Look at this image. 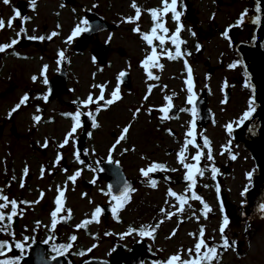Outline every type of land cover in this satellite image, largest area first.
I'll use <instances>...</instances> for the list:
<instances>
[{"label": "rangeland", "instance_id": "obj_1", "mask_svg": "<svg viewBox=\"0 0 264 264\" xmlns=\"http://www.w3.org/2000/svg\"><path fill=\"white\" fill-rule=\"evenodd\" d=\"M186 1L190 9L187 15ZM257 1L178 0L177 10L182 12L179 24L183 25L180 38L185 41L181 45L184 55L176 60L161 55L158 63L163 67L154 68L157 73L153 74L159 79L150 80L142 61L150 53L151 46L142 39L141 33L150 32L154 22L148 10L161 8L162 0H136L142 10L136 23L125 22L126 17L135 16V10L130 6L132 0H68L67 4L61 0H36L33 23L37 28L34 31L31 22L29 29L39 37L45 30L44 24L53 31L57 25V35L48 44L15 45L0 53V190L18 203L20 217L17 223L13 217L10 226V232L17 235L14 238L18 240L23 236L30 241L50 233L51 240L60 238V243L71 244L67 250L78 263L89 256L109 258L115 242L130 247L143 237L148 243L143 264H162V260L166 264L177 253H181L182 259H188V249H194L201 229L210 246L222 244L220 227L223 218L227 216L229 220L232 216V223L223 236L234 244L227 250L219 249L218 264H264V216H250L245 210L248 190L253 186L254 174L259 172L256 159L246 143L240 140L236 145L234 132L227 130L229 124L233 129L240 125L239 121L250 107V100L253 108L255 105L250 74L242 67L238 47L240 42L250 43L254 38L257 23L247 20L246 16L243 23L240 19L245 11L248 16L258 14ZM14 5L16 0H9L7 4L0 0V19L6 25L0 30V42L5 44L12 41L11 37L16 36L18 30L16 23H13L16 31H9L7 27V22L15 14ZM88 11L101 14L117 26L93 33L87 46L78 49L75 45L78 35L72 37V33L78 25L81 28L86 25L83 22ZM164 22L169 29L167 35L171 36L178 23L172 19L171 13L164 17ZM137 25L140 33L133 31ZM107 39L110 40L107 62L100 64L93 58L91 50L108 42ZM154 44L159 54V42L154 41ZM119 48L125 52L120 53ZM164 48L175 53V46L170 41ZM60 49L66 51L64 54L69 58L73 91L45 100L42 92L45 80L57 69ZM233 64L236 67H232ZM188 67L193 81L191 92L187 85ZM125 70L130 74L127 84L119 80ZM99 85H106L105 100L111 98V92L117 86L121 98L107 106L102 105L103 101L84 106L82 102L89 95L98 99L101 89L94 86ZM150 85H155L151 94L148 92ZM228 88L229 99L226 98ZM203 90L213 114L212 120L204 125L197 124V114L192 116L194 102H188L190 95L201 96ZM26 94L29 97L27 103L9 116L11 109ZM169 96L177 109L168 114L170 118L162 120L164 114L159 109L167 105L165 98ZM80 110L96 112L98 125L91 130L85 152L79 155L83 164L77 161L75 150V140L82 131V124L69 138L68 144L60 147L75 124L74 119L63 113L75 114ZM36 115L41 117L39 123L33 119ZM193 120L196 144L204 152L199 164L205 169L204 175H197L195 187L202 202L189 199L181 213L178 201L168 192L171 189L178 195H191L187 189L189 182L184 180L186 169L179 163L178 153L185 140L190 138L186 134L191 130ZM255 121L256 118L250 122L252 128L258 126ZM128 125L131 127L126 138L117 144L122 130ZM12 126L16 131H12ZM246 136L251 137L250 134ZM204 138L209 141L208 146L204 145ZM43 142H48L47 147L42 145ZM209 150L212 160L207 159ZM196 151L195 146H188L186 163H195L192 157ZM58 155L61 159L57 162ZM233 155L235 159H232ZM109 156L112 161L123 165L127 174L137 181L130 200L119 214L122 221L101 211L96 222L92 220L95 209L112 195L107 194L106 180L97 178L93 171L100 160ZM153 162L167 166L165 172L158 174L156 187L149 185L141 173V169H147ZM25 167L27 175H24ZM212 167L218 169L215 179ZM78 170L80 176L75 182L70 181L68 177ZM61 189L64 190V210L57 215L53 228L51 213L57 207L55 199ZM36 201L39 202L34 203ZM204 203L211 208L206 217ZM69 209L71 218L64 223L61 217H66ZM173 212L176 215L167 218ZM85 220L92 222L87 227L78 228L77 225ZM146 226L155 228L152 236L140 235L138 229ZM130 229L135 231L128 234ZM9 235L8 232L0 233V240H6ZM72 236H76L75 241L70 240ZM82 251L85 255H79Z\"/></svg>", "mask_w": 264, "mask_h": 264}, {"label": "snow or ice", "instance_id": "obj_2", "mask_svg": "<svg viewBox=\"0 0 264 264\" xmlns=\"http://www.w3.org/2000/svg\"><path fill=\"white\" fill-rule=\"evenodd\" d=\"M3 2L7 4L9 2V0H3ZM35 2H36V0H32L33 5H35ZM177 4H178V0H162V7L161 8L148 10V12L151 16V19L154 22L153 27L150 29L149 33H141V37L144 41H146L147 45L151 46L150 53L142 61V67L146 70L147 77L150 80H158L159 79L158 76L153 75V72L151 71V69L156 68V67H159L162 69L163 66L158 63V60H159L161 55H167V57L171 60H176V59H178L184 55V53L181 50V45L183 43H185V41H183L180 38V33L183 29V25L179 24L182 12L177 10ZM130 6L135 10V16L126 17L125 22L136 23L141 18L142 10L137 5L136 0H132V3ZM257 11L258 12L260 11L259 6L257 7ZM168 13H171L172 19L178 23V26L176 27L175 32L171 36L167 35L169 33V29L165 26V22H164V17ZM246 15H247V11H245V13H243L241 15L240 23H243V17ZM19 16H20V13L16 12L15 15L12 18H10L9 21L7 22V27H12L14 20ZM259 21H260L259 16L252 18V23H254V24L258 23ZM83 23L87 24V21H84ZM5 26H6L5 21L3 19H0V30H2ZM87 30H88V28H81L78 25L76 27V29L73 31L72 37L77 36L82 31H87ZM133 31L140 33L141 29L137 25L133 29ZM192 34L195 35V33H192ZM55 35H57V33H55V32L52 33V36H55ZM224 35L227 37V32H225ZM72 37H69V40H71ZM50 38L51 37H49V39ZM30 39H41V40H43L44 37H38V38L37 37H30ZM154 41L159 42V46L161 48V52L159 54L157 52V46L154 44ZM168 41H170L171 44L175 46V53L174 54L172 51L164 48V45ZM16 43H17V40L13 39L8 44L0 45V53L5 52L7 49L11 48ZM59 55L61 58H63L64 53L60 52ZM185 63L187 64L186 61H185ZM232 67H236V65L233 64ZM45 69H46V66H45ZM187 71L189 73L187 85H188L189 92H191L192 87H193L191 68L188 67ZM124 75H125V73H123V72L120 74L121 77H123ZM33 79L35 80L36 78L34 77ZM45 83H47V80H45ZM246 86H248V85L246 84ZM94 87H99L101 89L100 96L98 97V99H94L92 95H89L87 100L82 102V104L84 106L91 105L94 103L99 104L100 101H104V105L107 106V105H111V104L115 103L116 101H118L121 98L120 94H119L120 93L119 86H117L111 92V98L107 99V100H105V97H104V89L106 88V85H99V86H94ZM153 87H155V85L149 86V89H148L149 94H151ZM28 99H29V97L27 96V94L24 97H22V99L20 100V103H18L17 105H15L11 109V111L9 112V116H11L12 113L16 112L21 107V105L26 104ZM44 99L47 100V96H45ZM145 99H147V96H145ZM165 99L168 101L167 105L163 106L159 109L164 114L161 117L162 120L170 118L168 114L170 113V111L173 107V105L171 104L172 98L169 96V97H166ZM188 102L190 104H192L194 102V96L193 95H190L188 97ZM252 103L253 102L250 100L249 101L250 107L247 111L244 112L241 120L239 121L240 124H243L244 121L248 120L251 117V115L254 111V108L251 106ZM99 110L100 109L97 108V111H99ZM137 111H139V110H137ZM149 111H151V110H149ZM81 115H82V113L80 111H77L74 114L73 119L75 121V124H74L73 128L71 129V131L67 134V137L65 138L63 143L60 145V147H64L65 145H67L69 142V138H71L72 134L76 131V129L81 126ZM87 115L92 118L93 127H97L98 125L95 123V115L92 112H88ZM192 116L193 117L196 116L195 108L192 109ZM33 119L36 123H39L41 120V117L39 115H36L33 117ZM195 126H196L195 121L193 120L191 130H189L186 134V136L190 137V138L185 140L184 147L178 153L179 163L184 167V169H186L185 179H186V181L189 182L187 185V189H188V191H190L191 195H190V197L188 195H178L175 191H172L171 189L168 192L169 196L176 198V200L178 201V204H179L178 211L181 213L184 211L185 205L188 204L189 199L202 202V197L197 195V193L195 192V187H196V183H197V180H196L197 175H199V176L204 175L205 169H203L199 166L200 161L204 155V152H203V149H201L200 145L196 144V140H195L196 134L194 131ZM130 127H131V125H128L122 130V134L118 138L117 144H119L120 141H122L126 138V135L129 131ZM227 130L229 133H231L233 131L231 124H229L227 126ZM189 145H193L197 149L195 155L192 157V160L195 161V163H186L185 162L187 160V156L185 155V153L187 152ZM204 145L205 146L209 145V141L207 140V138H204ZM44 147H47L46 143H45ZM114 148H115V146H113V150H114ZM125 151H127V150H125ZM235 158L236 157L233 155L232 159H235ZM59 159H61V157L58 155L57 162L59 161ZM76 159L79 163H81V164L84 163V161L79 159V152L76 153ZM207 159H209V160L213 159L210 150H209ZM109 161L111 162V156H109ZM166 168H167V166L164 164H159V163L153 162L147 169H141V173L144 177L148 178V177H150L151 173L156 172L158 170H166ZM175 170L176 169H172L171 171H175ZM27 172H28V169H27V167H25L24 175H27ZM217 172H218V169H216L215 167H212L211 173H212L213 179H215ZM42 174H43V170H42ZM80 174H81V172L78 170L74 175L68 177V179L72 182H75L77 177L80 176ZM150 185L152 187H156V181L150 180ZM21 186H23V185H21ZM112 191H113V186L109 185L107 194H111ZM130 191H133V189H131L127 185V183H125L124 186L121 188L119 195H112V200L115 201V204L112 208L113 214L118 213V211L121 210L124 207V205L128 202V200L130 199V195H129ZM217 191H219L218 188H217ZM245 191H247V189H245ZM41 198H43V193L41 194ZM38 202L39 201H36L34 203H38ZM23 203H28V202H23ZM55 204L57 207L51 213V216L53 217V221H52V227L53 228H55L56 223H57V219H56L57 215L64 210L63 209V204H64V190L63 189L59 190V194L55 199ZM9 208H10V211L6 212L5 210L9 209ZM17 210H18L17 201L15 199L10 200L6 195L3 194L2 190H0V233L8 232L10 235H12L14 237V233L10 232V226H11V223L13 221V217H15L18 214ZM210 211H211V208L206 203H204L203 204V214L205 215V217L207 216L208 212H210ZM260 211L262 213H264V205L260 206ZM100 213H101V209L99 207H97L95 209V213L93 214L92 220H96V222H98V217H99ZM172 215H176V213L175 212L169 213L167 215V218L170 219ZM70 218H71V210L69 209V210H67V216L65 217V219H70ZM91 222H92L91 220H85L84 222H82L81 225H77V227L78 228L87 227V225ZM162 222L163 221H161V223ZM228 224H229V220H228L227 216H224L223 221H222V225L220 227V232L222 234V244L210 246L204 240L203 229H201L199 239H198L197 243L194 245V249H188L189 258L188 259H182L181 253H177V254H174L173 256H171L169 258V260L166 262V264H212V262L214 260L217 261V264H218L219 256L221 255V253L219 252V249L223 248L224 250H227L229 247L233 246V244H234V242L230 243L226 236H223V233L225 232V229L227 228ZM158 226L159 225H157V227ZM132 231H135V230L130 229L128 234H130ZM154 232H155V228H152L151 226H146V228H142L140 230V235L141 236H145V235L152 236ZM174 234L175 233H173V235ZM25 239H27V238H25ZM70 240L75 241L76 236H72L70 238ZM12 247H13V245L11 243H9V241L0 240V257H4L3 259H0V264H18L19 258H8L7 257V253L12 251ZM15 247L17 249H22L23 245L21 243L17 242L15 244ZM61 248H63V249L71 248V244L62 245ZM88 251L90 252L91 249H88ZM79 255H85V252L82 251L79 253ZM162 264H164V262H162Z\"/></svg>", "mask_w": 264, "mask_h": 264}, {"label": "water", "instance_id": "obj_3", "mask_svg": "<svg viewBox=\"0 0 264 264\" xmlns=\"http://www.w3.org/2000/svg\"><path fill=\"white\" fill-rule=\"evenodd\" d=\"M68 1V0H65ZM186 10L185 14H189L190 9L188 2H185ZM18 6H22L21 1L18 2ZM259 6L260 11L258 14L252 16L246 15V19L252 21V18L259 16L260 21L258 22L257 28L253 40L249 43H239V59L246 67L250 74L252 97L256 102V106L251 117L244 121L234 129L235 144L237 145L240 140L246 143V146L251 150L253 157L256 159L257 169L259 172L254 174L253 186L248 190V204L245 207L247 215L255 216L256 214L264 213L260 211V206L264 205V0H258L257 7ZM87 31H82L77 40V47L84 49L93 33H97L103 29H112L116 27V23H112L105 19L101 14L95 11L87 12ZM230 31L231 29L228 28ZM109 48V41L101 43L99 47L93 50V55L102 64L107 62V53ZM125 50L120 48V53H124ZM60 69L58 73L50 80V91L53 93H60L62 84L66 83V71H65V59L60 60ZM212 69V68H211ZM210 69V70H211ZM125 75L120 77L123 83L130 82V74L128 71H124ZM206 91H202V95L195 99V107L198 113V124H205L206 121L212 120L213 116L211 110L208 108L206 103ZM230 97V88L227 89L226 98ZM104 104V103H103ZM177 109L173 106L171 113H174ZM257 118L255 123H258L256 128H252L250 122L252 119ZM92 118L83 112V123L84 129L92 124ZM12 131H16L15 127L12 126ZM250 133L251 137L248 138L246 134ZM87 133L84 131L76 141V147L79 153L86 144ZM103 170L105 173L109 185L113 186L115 194L119 195L121 188L125 183L130 187L133 184V180L128 178L121 165H117L111 162H103ZM101 172V171H100ZM158 170L153 172L154 176L160 174ZM113 205L103 204L102 210L105 214L112 212ZM44 243L35 241L29 245L28 254L23 256L18 264H65L66 257L63 254H58L53 258L47 259L45 257L46 248ZM147 243L144 239L139 240L132 245L131 248L125 249L121 242H116L113 246V251L110 258H98L90 257L84 259L80 264H121L124 261L128 264H142L144 261V252L146 250Z\"/></svg>", "mask_w": 264, "mask_h": 264}, {"label": "flooded vegetation", "instance_id": "obj_4", "mask_svg": "<svg viewBox=\"0 0 264 264\" xmlns=\"http://www.w3.org/2000/svg\"><path fill=\"white\" fill-rule=\"evenodd\" d=\"M19 1H21V4H22V6H18V2ZM64 4L66 3V1L65 0H61ZM67 4V3H66ZM37 7V5H33V3L31 2V0H16V5H14L13 6V8H14V13H16V12H19L20 13V16L19 17H17L15 20H14V22L13 23H16V25H17V27H18V30H17V32H16V36L14 35V37H11V40H13V39H15V40H17V43L16 44H14L13 46H15V45H18V46H21V47H24V46H29V45H32V46H40V45H38V44H40V43H42V42H45V44H48L49 42H50V40H52L53 39V37L54 36H52V33H57V31H58V26L56 25L55 26V29H54V31H53V28L52 27H49V28H47L48 27V25L47 24H44V31H43V33L39 36V37H44V39L43 40H41V39H30V37H37L36 36V34L33 32V31H31L30 29H29V25H30V23L32 22L33 23V14L34 13H36L37 12V10H35V8ZM87 14V13H86ZM15 15V14H14ZM86 17V16H85ZM33 27H34V31H35V29L37 28L36 27V25H35V23H33ZM61 26V25H60ZM88 26V22H87V24L83 27V28H86ZM8 30L9 31H11V30H15L14 28H13V24H12V27H8ZM32 30H33V28H32ZM110 30V29H109ZM16 31V30H15ZM49 37H51L50 39H49ZM38 38V37H37ZM78 40V39H77ZM77 40H76V43H75V45H76V47H77ZM108 41H110L109 39H107ZM107 42V41H106ZM5 43L4 42H0V45H4ZM111 47V46H110ZM78 48V47H77ZM76 48V49H77ZM96 48V47H95ZM95 48H93L92 50H91V53H92V56H93V58L94 59H96L95 57H94V55H93V50L95 49ZM79 49V48H78ZM63 50L62 49H60L59 50V52H62ZM119 51H120V48H119ZM64 52H66V51H63V53ZM65 55V54H64ZM61 59H65V66H64V68H65V71H66V83H63L62 84V87H61V89L63 90V91H61L59 94L58 93H53V94H51V91L49 90L50 89V84H49V82H50V80L52 79V77H54L57 73H58V71H59V69H60V64H61V62H60V60ZM96 60H98V59H96ZM57 61H58V65H57V69L54 71V74L52 75V76H49V77H47L46 78V80H47V83H45L46 84V86L44 87V90L42 91L43 93H44V97L45 96H47V100H50V99H56V98H59V97H62L63 95H66V94H70L72 91H73V86L71 85V82H70V80H71V73H70V68H69V58H68V56L67 55H65V56H63V58H61L60 57V55H58L57 56ZM100 63V62H99ZM161 63V62H160ZM100 64H102V63H100ZM126 71V70H125ZM151 71L153 72V74H156L157 73V71L154 69V68H152L151 69ZM122 72H124V71H122ZM121 72V73H122ZM121 77V76H120ZM120 77H119V80H120ZM121 81V80H120ZM65 92V93H64ZM63 99H65V98H63ZM73 101V100H72ZM104 101L102 102V105L103 106H105L104 104ZM80 112L82 113V115H81V124H82V131H81V133L77 136V138H76V140H75V150H76V152H78V150H77V147H76V141H77V139H78V137L85 131L86 133H87V138H86V144H85V147L82 149V152L81 153H79V155H83V153L85 152V149H86V147H87V144H88V142H87V140L89 139V137H90V135H91V130L94 128L93 127V122H92V124L91 125H89V126H87L85 129H84V123H83V112H86V113H88L89 111H84V110H80ZM64 114V116L65 117H70L72 120H73V116H74V113H71L70 111H67V112H64L63 113ZM93 114L94 115H97L96 114V112H93ZM71 120V121H72ZM93 121V120H92ZM95 123L97 124V122H96V119H95ZM48 142H46V144H47ZM42 145L44 146L45 145V142H43L42 143ZM85 160H88V158L87 157H85L84 158ZM110 162L109 161V158H106V159H103V160H100V162H99V164H98V167H96L95 169V171H93L94 172V174H95V176L97 177V178H99V177H103L105 180H106V182H107V188H108V186H109V183H108V179H107V177H106V175H105V173L104 172H102V170H103V167H102V163L103 162ZM111 163H114V164H117V165H121V164H119L117 161H112V159H111ZM159 164H161V163H159ZM122 166V168H123V170H124V172H125V174H126V176L128 177V178H130L131 180H133V184L130 186V188L131 189H133L134 190V188H135V184H136V179L134 180L132 177H130L128 174H127V172H126V170L124 169V167H123V165H121ZM65 167L66 168H69V165H67V164H65ZM101 171V172H100ZM162 172H165V170H162ZM161 172V173H162ZM162 175V174H161ZM160 175V176H161ZM164 175L165 176H167L166 175V173H164ZM158 177V175L157 176H154L152 173L150 174V177H148V178H146L147 179V183L150 185V180H155L156 182L159 180V178H157ZM168 177V176H167ZM89 184H91V182H89ZM133 191H130V193H129V195H130V198H131V193H132ZM111 195H117V194H115L114 192H112L111 193ZM130 200V199H129ZM128 200V201H129ZM111 204V205H113L114 206V204H115V201H113L112 200V196L110 197V199L109 200H106L105 202H103V203H100V209H101V207H102V205L103 204ZM102 211V210H101ZM103 212V211H102ZM120 212H121V210H119L118 211V213H116V214H113V212H109L110 214H113L119 221H122V219L121 218H119L120 216H119V214H120ZM104 213V212H103ZM108 213V214H109ZM105 214V213H104ZM108 214H105V215H108ZM19 215L17 214L16 216H15V220H14V222L15 223H17V221H18V219H19ZM52 217V216H51ZM61 220L64 222V223H66V219H65V217H61ZM52 221H53V217H52ZM138 230H141V228L140 229H138ZM140 232V231H139ZM15 236H17L16 234H15V232H14V237ZM12 235H9V237H7V239L5 240V241H9V243H11L12 245H13V247H12V251H10V252H8L7 253V257L8 258H19V260L18 261H20L21 260V258L23 257V256H25V255H27L28 254V250H29V245L31 244V243H33V242H35V241H39L40 242V244L41 243H44L45 245V248H46V254H45V257L47 258V259H50V258H53L54 256H56V255H58V254H63L65 257H66V262H65V264H80L84 259H86V258H90V256L89 257H86V258H83V259H81L78 263H75V261H74V259H72L71 258V252L69 251V250H67V249H63V248H61V246L62 245H66V244H62V243H60V238L59 239H56V240H51V238H50V233H48L47 234V236H45V237H42L41 235L38 237V238H36V239H32V240H30V241H28V240H25L24 238H23V236L22 237H19V239L17 240L16 238H14ZM141 239H144L143 237L142 238H139L138 240H136L133 244H135L136 242H138L139 240H141ZM58 240H59V242H58ZM17 242H19V243H21L22 245H23V248L22 249H17L16 247H15V244L17 243ZM117 242H120V241H117ZM230 243L232 242L231 240L229 241ZM116 243V242H115ZM114 243V244H115ZM122 243V242H121ZM147 243V242H146ZM123 244V246H124V248L125 249H129V248H131L132 247V245L130 246V247H126V245L124 244V243H122ZM209 245H211V244H209ZM114 246V245H113ZM147 248H148V243H147V247H146V250H147ZM55 249V250H54ZM145 250V251H146ZM112 251H113V248H112ZM112 253V252H111ZM144 255H145V252H144ZM110 256H111V254H110ZM110 256H109V258H110ZM91 257H98V258H106V257H99V256H91ZM0 259H3L2 257H0ZM108 259V258H107ZM144 259H145V256H144ZM121 264H128V263H126V262H124V261H121Z\"/></svg>", "mask_w": 264, "mask_h": 264}, {"label": "trees", "instance_id": "obj_5", "mask_svg": "<svg viewBox=\"0 0 264 264\" xmlns=\"http://www.w3.org/2000/svg\"><path fill=\"white\" fill-rule=\"evenodd\" d=\"M232 218H233L232 216L229 218V224H228V226L232 223ZM228 226H227V227H228ZM162 262H164V261L162 260ZM162 262H161V263H162Z\"/></svg>", "mask_w": 264, "mask_h": 264}, {"label": "bare ground", "instance_id": "obj_6", "mask_svg": "<svg viewBox=\"0 0 264 264\" xmlns=\"http://www.w3.org/2000/svg\"><path fill=\"white\" fill-rule=\"evenodd\" d=\"M257 25H258V23H257ZM256 28H257V27H256ZM254 33H255V32H254ZM242 67H243V68H246L243 64H242ZM250 81H251V80H250ZM251 89H252V87H251ZM256 119H257V118H256ZM256 124H258V123H256ZM248 134H250V133H248ZM248 134H247V135H248ZM250 135H251V134H250Z\"/></svg>", "mask_w": 264, "mask_h": 264}]
</instances>
